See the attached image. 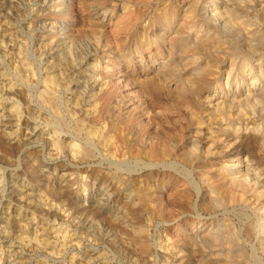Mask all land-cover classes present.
Wrapping results in <instances>:
<instances>
[{
  "label": "bare ground",
  "instance_id": "6f19581e",
  "mask_svg": "<svg viewBox=\"0 0 264 264\" xmlns=\"http://www.w3.org/2000/svg\"><path fill=\"white\" fill-rule=\"evenodd\" d=\"M42 1H43L42 5H40V8L38 9L39 12H37V16L35 19L36 21L35 22L33 21L34 23L32 22L34 24L33 26L36 27V26L40 25L39 28L40 27L42 28V30H41L42 32H49V31L56 30L58 28V24H61V22H63L62 17L63 16L65 17V15L62 12H63V8L65 6L66 1H70V3H71L73 0H42ZM177 1L181 5V10H180L181 13L180 14L177 13L178 15H175L174 11L170 10L169 8L162 9L160 12L155 13L154 15L144 14L145 12L140 13L139 15H137L138 13L136 14L137 16L135 17L134 21L138 22V25L140 26V29H141V30L138 29L139 31H136V35L138 34V36H139V38H137L138 39L137 41L139 43H144V42L147 43L148 42L147 34L150 33L149 29L151 28V26H154V27L163 26L165 29L170 31V34L172 35L173 38H175L176 41L173 44L168 43L167 51L165 52V54L161 53L162 55H160L159 57L154 56V55L150 56L149 61L151 62V67H153V68L149 71V73H146V75H144L143 78L140 75H137L140 73L138 71V69H136L135 71H134V68L129 70L125 66H124V72H123V74H121V76L126 78L128 76L134 75V77L136 76L135 80L138 81L139 85H141L143 87L146 86V85H144L145 84L143 82L144 80L156 78L157 79L156 81H159L160 87L156 86L157 84L155 83L156 85L155 84L151 85L152 88H154L157 92L165 91V93H167L166 95L171 96L172 99H174V101L177 100L180 103L188 104L189 111L187 112V115H184V117L187 116L186 122L188 123L186 140L185 141L183 140L184 142L182 141L180 143L174 144L175 145L174 147H176V149L178 150L177 155H176L177 159H179L181 162L180 161H177L174 163L171 162V163H173L172 165L170 163H168V164H170L171 167L174 166V169L169 168V166H167L169 169H172L171 173L169 174L168 172H166L168 174L164 173L165 175H163V178H161V177L160 178H161V180L165 179L164 180V181H166L165 182L166 183L165 188L170 191V198H168V199H170L172 201L171 203L174 205L180 203V201L183 200L184 194H185L184 190L176 191V189H175L177 187V185L179 184V179H181L178 175H176L177 173H180V174H182V176H184L182 179L187 184L190 182L186 178H190V181H191V179L193 181H196L195 185L197 184V186H198L197 189L202 190L201 192H203V193L201 195H199V203L197 205H195L194 207L192 206V213L189 214V216H191V221L190 222L183 221V223H179L180 222L179 220L185 219V217H186L185 214L181 215L179 217H176V215H171L169 217H166L165 209L162 206V200L159 199V196L157 194V193H163V191L162 192L158 191L159 188L156 189L157 190L156 194L153 193L154 195H151V194L145 193V190L142 188V186H141V188L139 186V189H137V191H135L136 195H137L136 198H138L140 210H142L143 207L151 208L152 209L151 213L154 214L155 217L162 219L161 220L162 224L167 225L166 227H167V230L170 234L169 235L167 234L168 236L165 234L167 237V239H165L166 240L165 244L167 243L166 244L167 248L164 246V249L166 248L167 252L169 254V256H168L169 264H181L180 260L184 257L183 256L181 258V256L184 255L185 249H190V250L196 249L197 250V252L199 253V256L196 260V264H264V52H263V50H264V0H177ZM75 2H77V7L84 6L86 9H88V13L90 16V21H91L90 24L92 23L91 25L93 26L92 31L94 33H97V34H98L99 30H101L100 28H102L99 24H102L108 15V10L110 8L108 9L107 4H114L115 3V5H116V3L121 4V2H122V6H124L121 8L122 13H125L127 11V8L125 7L126 2H124V0H105L104 3L102 2L103 4L101 3V4H98L95 6L94 5L89 6L88 5L89 2L87 0H76ZM156 2H157V0H156ZM168 2H170V1H168ZM151 5H152V3H151ZM57 7L59 8L58 11H54V10H56L55 8H57ZM130 8H132V7H130ZM138 8H140V6ZM141 8H143V6ZM73 10H74V8H73ZM38 13H40V14H38ZM89 16H88V18H89ZM177 17H179V19L175 23L174 20ZM131 18H132L131 15H127V21H125V23L122 24V26L120 28H118V30L120 32L122 30L127 31L129 29L128 23L131 22V20H132ZM108 19L110 20V18H108ZM46 28H47V30L43 31ZM180 30H181V32H180ZM4 31H6L5 28H4ZM0 33H2V32H0ZM2 34H4V33H2ZM57 34L59 36V37L57 36L58 39H60L61 40L60 42H62L63 44H65L66 40L69 39L68 38L69 37L68 31L65 29L63 30V28L59 27ZM73 34H75V33H73ZM54 35H56V34H54ZM5 36H7V35H2L1 38L5 37ZM51 36H50V40H51ZM148 36H149V34H148ZM133 37L134 36H132V39H133ZM8 39H9V36H8ZM1 41L2 40H0V42ZM4 41L7 42L6 40H4ZM126 41H127V39L125 40V42ZM149 42H150V46H152L150 38H149ZM67 44H69V43H67ZM6 45H7V43H6ZM110 45H112V44H110ZM1 46H2V44H1ZM3 46H2V48H3ZM57 46L59 47V45H57ZM62 47H64V46H62ZM126 47H127V44H126ZM52 48H54V47L52 46ZM56 49H57V47H56ZM139 50H141V49L139 48ZM233 51H239V53H240L239 56H237L238 54L233 55L234 54V53L232 54ZM91 53L94 54L95 51H93V52L91 51ZM91 53L86 54L81 59V61L79 62L80 64L77 68L81 69V71L78 70L79 71L78 72L76 70L77 73H75V72H74V74L72 73L73 75H75V76H72V78L67 76L68 80H70V78H71V86H70V88L67 87L69 89L66 91H68L67 95H69V96L65 97L64 99L66 100V103L68 104L70 116L73 118V120L76 123L81 122L82 128L80 127L81 129L79 131L80 132L83 131L85 133L84 135H86L85 138L87 137L88 138L87 140H89L90 148H92L91 145H100L102 149L106 148V149H109L112 153H115L118 144L115 145L113 138H112V135L110 136L107 133L108 131H110V129L107 130L106 132L104 130H101L98 127V124L101 121H99L100 120L99 118H95L96 112L100 110L99 109L96 111L97 106L100 103V99H102V97L108 93L111 86H113L112 83L114 81L113 82L111 81V78H113V77L110 76L111 73L109 72L107 67H103L101 69V72H99L100 68L98 70V66L96 64L95 65L93 64L94 60H95V57H93V56L95 54L93 55ZM123 53H125V51ZM150 54H151V52H150ZM139 55H140V53H139ZM128 58H130V57H128ZM126 59H127V57H126ZM96 62H97V60H96ZM130 62H132V61L130 60ZM150 62H148V63H150ZM131 64H133V63H131ZM179 65L181 66V68H179V69H176L174 67V66L179 67ZM84 66L86 67L85 69H83ZM46 69L45 70H46L47 76L45 77L46 74L44 75L45 78L42 76L44 78V80L42 79L44 81L43 85L46 84V86L45 85L43 86L45 88V91L43 93H41L40 98H41L42 102L50 103L53 100V98H52L53 94L51 96V93L49 91H47L46 88H47V86H51L53 83H56V78L60 77V79H61L63 74H62V72L58 74V70H57L58 67H57V69H54L52 67L51 68L49 67ZM132 71L135 74L133 73V75H132L131 74ZM15 72H17V71H15ZM10 74L12 75V73H10ZM1 75H2V73L0 72L1 86H3V85L7 86V82L2 81L5 79L1 78ZM28 76L29 75H27L26 77H28ZM28 79H29V77H28ZM153 81H154V79H153ZM8 82L12 83L10 80ZM2 83H4V84L2 85ZM39 83H40V81H39ZM12 85H14V84L12 83ZM12 85L11 86L9 85V88H7V89H6V87L4 88L7 91L8 95H10L11 92H13L12 88H11V87H13ZM57 85H59L58 83L55 86L59 87ZM60 86H62V85H60ZM63 86H65V84ZM51 88H52V86H51ZM61 88H63V87H61ZM56 91H58V90H56ZM56 94H58V93H56ZM158 95H160V93ZM17 96H16V98H17ZM73 97L74 98L76 97V98L71 99ZM153 97H155V95H153ZM59 99H61V98H59ZM1 101H0V143L1 142L4 143L5 145L8 146V148L7 149L4 148L5 150L2 151V153L0 155V160L1 161H7L8 157L10 158L11 153L16 148H19V146H21L23 143L29 141L33 137L35 129H32V131H29V132L25 131L26 133L23 134L24 135L23 141L19 140L17 132L19 131L23 122L28 123V121H24L23 119H21L18 112L16 111L17 107L16 108L13 107V106H15L14 104H13V106H10V104L7 101L3 102V99ZM15 101H17V100L15 99ZM60 106H62V105H60ZM39 107H41V106H39ZM128 107H130V106H128ZM35 109H37V108H35ZM43 109H44V107H43ZM77 111L79 114L77 113ZM103 111H105V110H103ZM58 112L59 111L57 110V113ZM23 113L24 112H22V114ZM35 113H36V111H35ZM28 114H29V112L26 115H28ZM97 114H98V112H97ZM166 114L168 115V113H166ZM103 115H105V114L103 113ZM80 116H82L81 119L80 118L78 119V117H80ZM135 116H137L136 117L137 119L140 117L143 118V112L141 111V114H138ZM101 117H102V115H101ZM37 118H38V116H37ZM37 118H36V120H37ZM94 118H95V120H93ZM142 118L139 119L138 123L136 122V125H137L136 128L138 130H137V133H135L136 139H135L134 143L131 145L134 146V144H135V146H134V148L136 149L135 151L138 152L142 161L144 160V162H146V163L148 162L150 164L149 166H151V168H152L153 166L157 165L159 162H162L164 157L168 156V154L170 153V151H169L170 145L166 144L162 148H157L154 145H151L150 147L147 146L145 144V141H147L146 139L150 140L151 143L155 139H159L160 141L163 139H161L159 132L153 131L152 129L150 130L147 125H144ZM54 119L55 118L53 116V120ZM55 120H57V119H55ZM107 120H109V119H107ZM112 120H113V118H112ZM132 120L133 119H129L126 122L127 127H130V125L133 122ZM152 120H154V116H153ZM61 121L62 120H60V122ZM67 121H68V119H67ZM133 125L131 127H133ZM31 126H33V125H31ZM46 126H47V124H46ZM112 127L113 126H111V128ZM66 130H68V129H66ZM53 131L51 129L52 133H53ZM55 133H57V132H55ZM75 133H78V132H75ZM48 134H49V132H48ZM167 134H169V133H167ZM167 134H165V135H167ZM64 135H66V134L58 133L57 138H50V136H49V138H45V139L48 142L49 147H50V145L53 148L55 146L63 147L61 144H63V142L65 143V141H63V140H65V139H63ZM128 136L129 135H127V137ZM72 138L74 139V137H72ZM80 138H82V137H80ZM144 138H146L145 141H144ZM4 139L6 141H4ZM215 139L218 140V142H216V144L214 143ZM69 141L73 142L72 140H69ZM80 141H81V139H80ZM83 142L85 143L86 141H83ZM87 143H88V141H87ZM87 143H85V144L87 145ZM132 146H130V147L133 148ZM64 147L67 148L68 151H70L72 153L74 152V154L77 150H79L80 152H83L86 156H88V154L90 155L93 153V152L89 153L90 150L88 151V149L84 146H81L80 143L79 144L70 143V145H69V143H67L66 145H64ZM65 148H64V150H65ZM176 149L174 148L173 150L175 151ZM214 150H216V151L220 150L219 152H222V154H223L222 156H220V159L217 162H214V159H213L214 154H215ZM125 152H126V150H125ZM171 153H173V152H171ZM78 154H80V153H78ZM109 155H111V154H109ZM124 155H125V153H124ZM199 156H201V157H199ZM110 158H112V157H110ZM200 158H201V160H200ZM34 161H35V159H34ZM134 164H136V163H134ZM46 166L47 165H45L44 167H46ZM145 166H146V164H145ZM51 167L53 168V166H51ZM143 167H144V164H143ZM164 168H166V167H164ZM55 169H56V167L54 166V168H53L54 172H55ZM166 170H164V172ZM119 171L121 172V169ZM153 172H155V171H153ZM125 173H127V172H125ZM136 173H137V170H136ZM161 173L162 172H160V174ZM52 175L50 177H48L52 181H55L56 177L60 181L64 180V175L60 174L54 178L52 177ZM151 175L153 177V178H151V180L152 179H154L155 181L159 180V177H158L159 175L157 176V174H153V173ZM115 176H117V175L115 174ZM141 176L144 178V175H141ZM191 176H194V177L192 178ZM148 177H149V175H148ZM137 178L139 179L140 177H137ZM155 181H153V182H155ZM148 182H150V181H148ZM26 183H27V181H26ZM124 183H125V181H124ZM149 185L150 184H148V186ZM22 186L20 188H17V186H15V183L13 185H10V187H8L6 189L8 192L7 195L10 194L11 198L16 197L15 198L16 201L18 199L21 203H24L22 206L30 204V203L32 204L31 201H32V198L34 197V194L29 191V188H25ZM24 186H26V185H24ZM145 186H147V185H145ZM110 187H112V186H110ZM154 188H155V185H154ZM104 189H105V187H104ZM166 189H164V190H166ZM101 191L104 192L105 190L104 191L101 190ZM68 192H70V191H68ZM118 192H120V190L117 191V193ZM131 192H133V191H131ZM152 192H154V189ZM117 193L116 194L111 193V194H108L107 196H105L106 197V199H105L106 203H107V201L113 200L112 199L113 197L115 198V200H113V201L120 200L122 195L120 196L119 195L120 193H118V194ZM35 195L37 197H39V199H40L41 194L40 195L35 194ZM55 196H54V198H55ZM68 196H69V193H68ZM97 197H98V194H97ZM126 198H128V196ZM39 199L37 202H41V201H39ZM97 199H99V198H97ZM66 200H67V202L64 201V204L62 207H65L66 205H68V206L70 205V207H72L74 209L73 212L75 215L76 214L78 215V213L81 215H84V217H79L78 223H79V225L80 224L84 225L85 228L90 227L91 224H93L92 221L95 218H97V216H95L94 214L99 215L101 209H103L101 207L92 206L91 204H90L91 210L85 209L84 204H86L87 202L94 204L95 200L91 196H87V197L74 196V198L69 196L68 199H66ZM52 201H54V200H52ZM168 202H170V201H168ZM121 203H122V201H121ZM51 205H53V204H51ZM59 205H60V202H59ZM119 205H120V203H119ZM112 206H115V205L112 204ZM122 206H124V205H122ZM16 207L18 208L20 206H16ZM17 208H15L13 210L14 213H16L18 211L19 208L18 209ZM2 209L4 210V208H2ZM46 209L48 210V208H45L43 210L46 211ZM123 209L126 210V208H123ZM129 210L130 209L128 208V211ZM248 210H253L252 212H254V213H252V214H255V216H254L255 220H253V222H250L249 218L247 217ZM49 211H51V210H49ZM49 211H46V212H49ZM61 211H63V210H61ZM109 211H110V209H109ZM126 211H122L118 208L115 215L108 217V219H104L106 222V226L103 225L104 227L102 228V231L105 233L104 236H107V234L109 236L112 235V234H110V230H112L113 222L120 224L121 227L122 226L132 227L128 224L130 219L128 220L127 219L128 217L126 218V214H125ZM131 212H133V211H131ZM205 212L206 213L211 212L210 218L209 217L206 218L207 215H209V214L204 216ZM8 213L10 214L11 212H8ZM128 213H130V212H128ZM29 215H31V214L29 213ZM29 215L27 217L24 216V218L20 221H14V220L9 221L8 220L9 218H3L4 222H1L2 225H0V233L6 234V236L5 235L4 236L7 239H9V235L11 233V236H13V238L22 240L24 237L23 236L24 231H25V233H27L26 231H28V234L30 233V236H29L30 241L29 242L33 243V245L36 244V245H40V246H42V245L48 246L50 237L48 238L47 233H45V230H46L45 228H47V227H45L41 231H39V229L37 228V226H39V225H37L38 223L36 224L37 226H35V222H34L35 218L33 219ZM42 215L44 216V214H42ZM102 216H103V214H102ZM138 216L140 217L141 215L139 214ZM87 217H90L91 220H87ZM131 220H133V219L131 218ZM25 221L27 223H25ZM133 221H136V219H134ZM139 221H141V220H139ZM237 221H238V223H237ZM132 224H134V223H132ZM116 225H115V227H116ZM133 228H135V230H134L135 232L132 235V238L129 236L130 240L131 239H132V241L134 240L135 241L134 244L136 242L142 244L141 240H143V239H141V235L144 233V230H146V229H144V227L142 225H139V224H138V226L133 227ZM108 229H110V230H108ZM117 229H119V225H118ZM106 230H108L107 234H106ZM127 231H129V230H127ZM11 236H10V238H11ZM126 236H128V235L126 234ZM251 237H252V239H251ZM143 238H144V236H143ZM25 239L26 238H24V240ZM47 239H49V240H47ZM58 240H60V239H58ZM123 243H125V242H123ZM132 244H133V242H132ZM140 244H139V246H140ZM31 247H32V245H31ZM248 247H250L252 252L251 253L249 252L250 254L246 255V253L249 249ZM7 250H9V246H7ZM6 252H7V254H6V258L4 257V259H5L4 264H11L12 262H11V260H9V254H8L9 251H6ZM89 255H90L89 259L87 260V258H86L88 263L93 262L96 259L98 260V256L94 255L93 253H91V254L89 253ZM165 259H167V258H165ZM70 260H71V258H70ZM72 264H75V262Z\"/></svg>",
  "mask_w": 264,
  "mask_h": 264
},
{
  "label": "rangeland",
  "instance_id": "374dc122",
  "mask_svg": "<svg viewBox=\"0 0 264 264\" xmlns=\"http://www.w3.org/2000/svg\"><path fill=\"white\" fill-rule=\"evenodd\" d=\"M75 1L76 0H73L71 3H70V1H66L65 6L63 8V12H62L65 15V17L64 16L62 17L63 22H61V24H58V28L56 30L52 29L53 31L42 32L41 31L42 28L41 27H40L41 29L39 28V26H40L39 24H38L39 26H36V27L33 26L34 25L33 23L36 21L35 19L37 16V12H39L38 9L40 8V5H42V2H43L42 0H0V32L4 33V34L0 33V40H2L0 42V61H1L0 62V68H1L0 72L2 73L1 78L5 79L2 81L7 82V86L3 85L4 83H2L3 86H1V83H0V101L3 99V102L7 101L10 104V106H13V104H14L15 106H13V107H15V108L17 107L16 111L18 112L21 119H23L24 121H28V123L23 122L19 131L17 132L19 140L23 141V139H24L23 134L26 132L32 131V129H35L33 137L29 141H27V142L23 143L21 146H19V148H16L11 153L10 158L8 157L9 161L8 160L7 161H1L0 160V223L4 222L3 218H9L8 219L9 221H11V220L20 221L24 218V216L27 217L30 213L31 215H29V216L32 217L33 219L35 218V220H34L35 226L39 225V226H37L39 231H41L43 228L47 227V228H45L46 229L45 233H47L48 238L50 237V240L47 239V240H49L48 246H46V245L40 246V245H36V244L33 245V243L29 242L30 241L29 240L30 239L29 238L30 233L28 234V231H26L27 233H25V231H24V233H23L24 237L22 240L13 238V236H11V233L9 235V239H7L5 237L6 234L0 233L1 234L0 235V264H4V260H5L4 257L6 258V254H7L6 251H9L8 254H9V260H11V262H12L11 264H43V263L44 264H72L74 262H75V264H80V263L84 264L85 262L87 264H89V263L90 264H169V259H168L169 254H168L167 249H166L167 243L165 244V242H166L165 239H167L166 235L170 234L167 230V227H166L167 225L162 224L161 223L162 219L155 217L154 214L151 213L152 212L151 208L143 207L142 210H140V205L138 203V198H136L137 195H136L135 191H137V189H139V186H140V188L142 186V188L145 190V193L154 195L157 192L156 189L159 188L158 191H160V192L163 191V193H157V194L159 196V199L162 200V206L165 209L166 217H169L171 215H176V217H179V216L185 214L186 215L185 219H180L179 223H183V221H188V222L191 221V216H189V214L192 213V206L194 207L195 205H197L199 203V195H201L203 193V192H201L202 190L197 189L198 186H197V184L195 185L196 181H193L192 179L190 181V178H186L190 182V183H188L189 184L188 185L187 183H185L183 181L182 178L184 176H182V174H180V173L176 174L175 173L176 175H178L181 178V179H179V184L175 188L176 191L184 190V192H185L183 200L180 201L181 204L178 203V204H176L177 205L176 206V205L171 203L172 201L170 199H168V198H170V191L165 188V186H166V183H165L166 181H164L165 179L161 180V178H163V175L168 174V173L170 174L171 170L174 169V166L171 167L170 164L172 165L174 162L180 161L179 159H177L176 155H177L178 150L176 149V147H174L175 146L174 144L180 143L183 140L184 141L186 140L188 123L186 122L187 116L184 117V115H187V112L189 111V106L186 103H180L177 100L174 101V99H172L171 96L166 95L167 93H165V91L157 92L154 88H152L151 85L152 84L154 85L155 83L157 84V85L155 84L156 86H159V81H156L157 80L156 78L144 80L143 81L145 83L144 85H146V86H144L145 87L144 88L143 86L139 85L138 81L135 80L136 76L134 77L133 71L131 73L133 76H128L126 78L121 76V74H123L124 66H125L129 70L132 68H134V71L136 69H138V71L140 73L137 75H140L143 78L144 75H146V73H149V71L153 68V67H151V62L149 61L150 56L154 55V56L159 57L160 55L165 54V52L167 51L168 43L173 44L176 41L175 38H173L172 35L170 34V31L165 29L163 26H160L161 28L159 26H156V27L151 26V28L149 29L150 33H148L149 36L147 34L148 42L147 43L146 42L139 43L137 41L138 40L137 38H139V36H138V34L136 35V31H139L141 29H140V26L138 25V22L134 21L135 17L137 15H139L140 13H144V12H145L144 14L154 15L155 13L160 12L162 9H167V8L174 11L175 15H178L181 13L180 12L181 5L179 4V2L177 0H168L170 2H168L167 0L166 1L163 0L164 2L162 0H157V2H156V0L155 1L154 0L153 1L152 0H141V1L140 0H135V1L134 0L133 1L132 0H124V2H126L125 7L127 8V11L125 13H122L121 8L124 7V6H122V2H121V4L116 3V5H115V3L114 4H107L108 9L109 8L110 9L109 10L107 9L108 10L107 18L104 20V22L102 24H99L102 28L99 27L101 30H99V32L97 34V33H94L92 31L93 26L91 25L92 23L90 24L91 21H90L88 9H86L84 6L77 7V2H75ZM87 1L89 2L88 3L89 6L90 5L95 6V5L101 4L102 2L103 3L105 2V0L104 1L103 0H99V1L98 0H87ZM151 3H152V5H151ZM139 6H140V8H138ZM142 6H143V8H141ZM130 7H132V8H130ZM73 8H74V10H73ZM55 9L56 10H54V11H58L59 8L57 7ZM38 14H40V13H38ZM127 15H131V17H132L131 22L128 23L129 29L127 31L122 30L120 32L118 30V28H120L122 26V24H124L125 21H127ZM88 16H89V18H88ZM108 18H110V20ZM178 19H179V17H177L174 20L175 23ZM59 27L63 28V30L65 29L68 31V34H69L68 38L69 39L66 40L65 44L60 42L61 40L58 39L59 36H58L57 32H58ZM4 28L6 29V31H4ZM45 30H47V28L44 29L43 31H45ZM180 32H181V30H180ZM73 33H75V34H73ZM54 34H56V35H54ZM2 35H7V36L1 38ZM8 36H9V39H8ZM50 36H51V40H50ZM132 36H134L133 39H132ZM46 37L47 38L49 37V38L47 39ZM149 38L151 40L152 46H150ZM126 39H127V41L125 42ZM4 40H6L7 42H5ZM6 43H7V45H6ZM67 43H69V44H67ZM1 44H2V46L4 45L3 48L1 46ZM110 44H112V45H110ZM126 44H127V47H126ZM57 45H59V47ZM52 46L54 48H52ZM62 46H64V47H62ZM56 47H57V49H56ZM139 48L142 51L139 50ZM91 51L92 52L95 51L94 54L96 56L93 53H91ZM124 51H125V53H123ZM149 51L151 52V54ZM263 52H264V50H263ZM90 53L94 55L93 57H95L93 64L94 65L96 64L98 66V70L100 68L99 72H101V69L103 67H107L109 72L111 73L110 76L113 77V78H111V81L112 82L114 81L112 83L113 86H111V88H110L111 90L109 89L108 93L105 96H103L102 99L99 98L100 103L98 104L96 111L99 109L100 110L97 111L98 114L96 112L95 118H99L100 119L99 121L102 122V123L100 122L98 124V127L101 130H104L106 132L107 130L110 129V131H108L107 133L110 136L112 135V138H113L115 145L118 144L115 153H112L109 149H106V148L102 149L100 145H91L92 148H90V143H89V140H87L88 138L87 137L85 138V136H86V135H84L85 133L83 131H82L83 133L79 131L82 128L81 122L76 123L73 120V118L70 116L68 104L66 103V100L64 99L65 97L69 96V95H67L68 91H66V90H68L71 86V78H72V76H75V75H73L74 72L77 73L78 70L81 71V69L77 68L80 64L79 62L81 61V59L86 54H90ZM139 53H140V55H139ZM232 54L233 55L238 54L237 56H239L240 53H239V51H233ZM126 57H127V59H126ZM128 57H130V58H128ZM96 60H97V62H96ZM130 60L132 62H130ZM148 62H150V63H148ZM131 63H133V64H131ZM49 67L50 68L52 67L54 69H57V67H58V69H57L58 74L62 72L63 75H62L61 79H60V77H58L59 79L56 78V83H53L51 85L52 88H51V86H47L46 90L51 93V96L53 94V96H52L53 100L50 103H44L41 101L40 96H41V93H43L45 91V88L43 86L44 85L46 86V84L43 85V83H44L43 80L47 76V74H46L47 69L46 68H49ZM174 67L176 69L181 68L180 65H179V67L178 66H174ZM85 68L86 67L84 66L83 69H85ZM15 71H17V72H15ZM10 73H12V75ZM27 75H29L28 76L29 79H28V77H26ZM44 75H45V77H44ZM67 76L71 77L70 80H68ZM8 79L14 85H12V83L8 82L9 81ZM153 79H154V81H153ZM39 81H40V83H39ZM61 81L62 82L64 81V82L62 83ZM0 82H1V80H0ZM57 83L59 84V85H57L59 87L55 86ZM64 84H65V86H63ZM9 85L10 86L12 85L14 87V88L11 87L13 92H11L10 95H8L7 91L4 89L5 87H6V89L9 88ZM60 85H62V86H60ZM61 87H63V88H61ZM67 87H69V88H67ZM56 90H58V91H56ZM56 93H58V94H56ZM159 93H160V95H158ZM153 95H155V97H153ZM16 96H17V98H16ZM13 97L17 101H15V99ZM59 98H61V99H59ZM75 98L73 97L71 99H75ZM38 105L41 107H39ZM60 105H62V106H60ZM127 105L130 107H128ZM43 107H44V109H43ZM35 108H37V109H35ZM57 110L59 111L58 113H57ZM103 110H105V111H103ZM35 111H36V113H35ZM141 111L143 112V118L140 117L137 119L136 118L137 116H135V115L141 114ZM22 112H24V113L22 114ZM28 112H29V114L26 115ZM102 112L105 115H103ZM77 113H78V111H77ZM166 113H168V115ZM101 115H102V117H101ZM37 116H38V118H37ZM53 116L57 120H55V119L53 120ZM153 116H154V120H152ZM81 117L82 116L78 117V119L79 118L81 119ZM36 118H37V120H36ZM95 118L93 120H95ZM106 118L109 120H107ZM112 118L114 121L112 120ZM141 118L144 122V125H147L150 130L152 129L153 131L159 132L161 139H163L161 141L159 139H155L151 143L150 140L144 138V141H145V139L147 140V141H145V144L147 146L150 147L151 145H154L157 148H162L166 144L170 145V147H169L170 153L168 154V156L164 157L162 162H159L157 165L153 166L152 168H151V166H149L150 164L148 162L146 163V162H144V160L142 161L138 152L135 151L136 150L134 148L135 144H134V146L131 145L134 143V141L136 139L135 133H137V130H138L136 128L137 127L136 122L138 123L139 119H141ZM67 119H68V121H67ZM129 119H133L132 120L133 122L130 125V127H127L126 122ZM60 120H62L63 122L62 121L60 122ZM46 124H47V126H46ZM31 125H33V126H31ZM132 125H133V127H131ZM111 126H113V127L111 128ZM117 127L118 128L120 127V128L118 129ZM51 129H52V131L54 130L53 133L51 132ZM66 129H68V130H66ZM48 132H49V134H48ZM55 132H57V133H55ZM75 132H78V133H75ZM58 133L66 134L63 137V139H65V140H63V141H65V143L63 142V144H61L63 147L55 146L53 148L51 145L49 147L48 142L46 141L45 138H49V136H50V138H57ZM167 133H169V134H167ZM165 134H167V135H165ZM127 135H129V136L127 137ZM72 137H74V139ZM80 137H82V138H80ZM80 139H81V141H80ZM69 140H72L73 142H70ZM4 141H6V140L4 139ZM83 141H86L85 143H87V141H88L87 145ZM216 142H218L217 139L214 140L215 144H216ZM67 143H69V145H70V143H74V144L80 143V145L86 147L88 149V151L90 150L89 153H92V152L93 153L90 155L88 154V156H89L88 157L83 152H80L79 150H77L76 151L77 153L75 152V154H74V152L72 153V152L68 151L67 148L64 147V145H66ZM130 146H132L133 148H131ZM4 148L7 149L8 146L1 142L0 143V155H1L2 151L5 150ZM64 148H65V150H64ZM174 148L176 149L175 151L173 150ZM125 150H126V152H125ZM219 151L214 150V152H215L214 157H213L214 162H217L220 159V156L223 155L222 152H219ZM171 152H173V153H171ZM78 153H80V154H78ZM124 153H125V155H124ZM109 154H111V155H109ZM110 157H112V158H110ZM199 157H201V156H199ZM34 159H35V161H34ZM200 160H201V158H200ZM171 162H173V163H171ZM134 163H136V164H134ZM168 163H170V164H168ZM143 164H144V167H143ZM145 164H146V166H145ZM45 165H47V166L44 167ZM51 166H53V168H54V166L56 167L55 172ZM167 166H169V168H172V169H169ZM164 167H166V168H164ZM120 169H121V172L119 171ZM136 170H137L138 174L136 173ZM164 170H166V171L164 172ZM153 171H155V172H153ZM125 172H127V173H125ZM160 172H162V173L160 174ZM166 172H168V173H166ZM150 173L151 174L152 173L157 174V176L159 175L158 176L159 180L158 181H155L154 179L151 180V178H153V177ZM60 174L64 175L63 181H60L56 177ZM115 174L117 176H115ZM51 175L53 178L56 177L55 181H52L50 178H48ZM141 175H144V178ZM148 175H149V177H148ZM137 177H140V178L138 179ZM191 177L193 178L194 176H191ZM26 181H27V183H26ZM124 181L126 184L124 183ZM148 181H150V182H148ZM153 181H155V182H153ZM14 183H15V186H17V188H20L22 185H23L22 187L29 188V191L32 192L34 194V197H35V198L33 197L32 201H31L33 205L30 203V204L22 206L24 203H21L18 199H17V201H18L17 202L15 199L16 197L11 198L10 194H9L10 196L7 195L8 192L6 189L8 187H10V185H13ZM148 184H150V185L148 186ZM24 185H26V186H24ZM145 185H147V186H145ZM154 185H155V188H154ZM110 186H112V187H110ZM114 186L115 187L117 186V187L115 188ZM104 187H105V189H104ZM153 189H154V192H152ZM164 189H166V190H164ZM67 190L70 192H68ZM99 190L100 191L105 190V191L100 192ZM119 190H120V192H118V193H120L119 195L120 196L122 195L121 199L118 201H113V200H115V198L113 197L112 198L113 200L107 201V203H106V200H105L106 197L105 196H107L108 194H111V193L116 194L117 191H119ZM131 191H133L134 193ZM68 193H69V196L72 198H74V196H79V197L80 196L81 197L82 196L83 197L91 196V197H93V199L96 202L94 201V204L90 203V202H87L86 204H84V207L86 210H91L90 204L92 206H97V207L103 208V209H101L99 215L94 214L95 216H97V218H95L94 220L92 219L93 224H91V226L88 228L86 227L87 229L85 228L84 225L80 224L81 225L80 226L78 223L79 217H84V215H81L79 213H78V215L77 214L75 215L73 212L74 209L72 207H70V205L69 206L66 205L65 206L66 208L62 207L64 204V201L67 202L66 199H68V197H69ZM35 194H38V195L41 194L40 199ZM97 194H98V197H97ZM54 196L56 199L54 198ZM95 196L97 198H99L100 200L97 199ZM127 196H128V198H126ZM37 198L41 202H37L38 201ZM52 200H54V201H52ZM58 201L60 202V205H59ZM121 201H122V203H121ZM168 201H170V202H168ZM119 203H120V205H119ZM51 204H53L54 206ZM112 204H114L115 206H112ZM122 205H124V206H122ZM16 206H20L21 208L18 207L19 208L18 209ZM2 208H4V210ZM15 208L18 209V211L16 213L13 212V210ZM45 208H48V210L46 209V211H49V210H51V211L46 212L43 210ZM118 208L122 211L127 210L125 212L126 218L128 217L127 219L128 220L130 219L128 224L132 227H126V226L121 227L120 224L113 222L112 230L108 229V230H110V234H112V235L109 236L107 234L108 230H106V234L109 237L108 238L107 236H104L105 233L102 231V228L104 227L103 225L106 226V222L104 219H108V217L115 215ZM123 208H126V210ZM128 208L130 209L129 211H128ZM109 209H110V211H109ZM61 210H63V211H61ZM131 211H133V212H131ZM252 211L253 210H248V212H247V217L249 218L250 222H253V220H255L254 219L255 214H252V213H254ZM8 212H11V213L9 214ZM128 212H130V213H128ZM42 214H44V216ZM102 214H103V216H102ZM137 214L138 215L140 214L141 216L139 217ZM144 214L145 215L147 214V215L145 216ZM207 214H209V215H207ZM210 214H211V212H207V213L205 212L204 216L207 215L206 218H208V217L210 218ZM131 218L133 220L136 219V221L131 220ZM138 219L141 221H139ZM87 220H91L90 217H87ZM25 223H27V222L25 221ZM132 223H134V224H132ZM237 223H238V221H237ZM138 224L142 225L144 227V229H146V230H144V233L142 234L144 236V238L141 235V239H143V240H141L142 244L137 243V242L134 244L135 241L134 240L132 241V239L130 240V237L132 238V235L135 232L134 231L135 228H133V227L138 226ZM0 225H2V223ZM115 225H116V227H115ZM118 225H119V229H117ZM127 230H129V231H127ZM126 234L128 236H126ZM10 236H11V238H10ZM24 238H26L27 240L26 239L24 240ZM58 239H60V240H58ZM251 239H252V237H251ZM123 242H125V243H123ZM132 242H133V244H132ZM139 244H140V246H139ZM31 245H32V247H31ZM7 246H9V250H7ZM164 246L166 247L165 249H164ZM248 248L249 249H248L246 255H248L252 252L250 247H248ZM89 253L90 254L93 253L94 255L98 256V260L96 259L95 261L88 263L87 260L89 259V256H90ZM198 256H199V253L197 252L196 249L195 250L185 249L184 255L181 256V258L183 257L184 259L182 258L180 260L181 261L180 263L181 264H183V263L184 264H196V260H197ZM70 258H71V260H70ZM86 258H87V260H86ZM165 258H167V259H165Z\"/></svg>",
  "mask_w": 264,
  "mask_h": 264
}]
</instances>
